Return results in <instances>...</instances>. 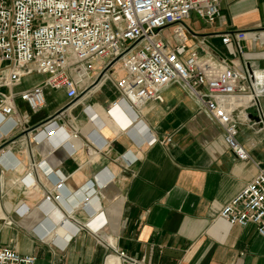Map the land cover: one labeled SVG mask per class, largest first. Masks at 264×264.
<instances>
[{
    "label": "crops",
    "instance_id": "0c3cea01",
    "mask_svg": "<svg viewBox=\"0 0 264 264\" xmlns=\"http://www.w3.org/2000/svg\"><path fill=\"white\" fill-rule=\"evenodd\" d=\"M191 24V32L207 40L194 49L247 69L262 93L264 116V0H220L213 24L194 16ZM234 32H255L259 40L247 39L240 57L235 44L222 43L224 34ZM53 95L63 103V92ZM162 96L163 102L149 103L139 117H112L107 110L117 94L107 83L81 106L93 107L103 127L80 113L78 153L70 157L58 150L46 168L66 176L69 193L96 176L99 190L92 189L88 211L63 212L65 217L40 209L42 190L27 189L23 177L31 159L39 162L41 156L14 145L13 157L21 166L11 171L0 164V247L33 256L36 264H118L108 257L121 252L139 264H264V238L256 227L231 226L219 217L264 169V120L254 121L255 109L236 113L237 140L251 158L240 161L226 145L222 127L181 84L170 85ZM16 104L21 115L28 108L20 100ZM23 117L30 126L40 124ZM136 133L143 134L137 139ZM22 205L30 210L24 217L16 212ZM88 212L95 213L90 220ZM42 223L57 227L44 239L37 232ZM85 224L95 232L107 225L96 236ZM74 226L79 231L70 234Z\"/></svg>",
    "mask_w": 264,
    "mask_h": 264
},
{
    "label": "built area",
    "instance_id": "2783aa9c",
    "mask_svg": "<svg viewBox=\"0 0 264 264\" xmlns=\"http://www.w3.org/2000/svg\"><path fill=\"white\" fill-rule=\"evenodd\" d=\"M219 14L220 0H0V147L5 146L0 164L15 170L21 163L13 157V146L20 144L28 153L33 148L41 160L31 159L23 184L42 190L39 208L48 209L50 215L88 211L89 206H64L85 185L69 193L66 176L46 166L58 150L65 149L70 157L78 153L81 131L73 112L107 83L117 94L107 111L125 105L137 113L149 103L163 102L162 93L170 85L181 84L222 127L225 143L236 158L250 160L237 140L235 115L255 109L263 124L262 93L246 68L194 49L206 46L207 40L193 34L188 25L193 16L211 25ZM167 30H172L171 38L165 36ZM250 38L257 41L259 35L227 33L222 43L235 44L242 57ZM34 77L40 80L25 86V80ZM58 92L64 93L65 102L36 126H30V119L17 109L20 100L37 113L46 107L47 95ZM92 108L84 106L83 114L89 117ZM86 142L93 145L88 138ZM95 177L87 184L97 190ZM16 212L24 217L30 210L22 205ZM88 214L90 220L95 213ZM219 217L231 226L254 225L264 238V169L222 208ZM55 228L42 223L37 232L44 239ZM112 260L139 264L124 252L109 256ZM36 261L0 247V264Z\"/></svg>",
    "mask_w": 264,
    "mask_h": 264
},
{
    "label": "bare ground",
    "instance_id": "6f19581e",
    "mask_svg": "<svg viewBox=\"0 0 264 264\" xmlns=\"http://www.w3.org/2000/svg\"><path fill=\"white\" fill-rule=\"evenodd\" d=\"M122 112V113H121ZM108 115L112 116L113 117V113H116L119 118L121 115L125 116V117H130V116H136L138 115V113L132 109L131 107H128V106H125V105H118V106H115V107H112L110 112L107 111ZM139 117V115H138ZM88 119L93 122L94 124H96L94 121L95 119L99 120L97 118V116H95L93 114V112L91 111L89 113V117ZM100 121V120H99ZM101 125H97L99 128H102L103 127V124L102 122L100 121ZM146 133V132H145ZM143 133H136V136L137 139H139L141 137ZM148 134V133H146ZM91 185L87 184L85 185L82 189H80L76 194L72 195L69 200L64 203V205L67 207L69 205H72V206H75L77 208H87V206H90V203H91V198H88L91 196ZM78 230L77 227H72L71 230L69 231L70 234H73L75 233L76 231ZM67 238V237H66Z\"/></svg>",
    "mask_w": 264,
    "mask_h": 264
},
{
    "label": "rangeland",
    "instance_id": "374dc122",
    "mask_svg": "<svg viewBox=\"0 0 264 264\" xmlns=\"http://www.w3.org/2000/svg\"><path fill=\"white\" fill-rule=\"evenodd\" d=\"M189 25L192 27L191 20L189 21ZM165 36L167 38H171L172 36V30H167L165 32ZM119 75L116 73V76ZM39 77L29 78L25 80V86L29 85L33 81H39ZM63 103L65 100H63ZM59 101L56 100L55 96L53 94L47 95V105L43 109L39 110L37 113L32 112L30 109L23 107L21 109V113L23 116H29L31 117V124L35 125L37 123H41L45 120H47L51 114L55 111L56 107L58 106ZM83 108L79 107L73 112L74 117H79L80 113H82ZM86 140V138H84Z\"/></svg>",
    "mask_w": 264,
    "mask_h": 264
},
{
    "label": "water",
    "instance_id": "95a60500",
    "mask_svg": "<svg viewBox=\"0 0 264 264\" xmlns=\"http://www.w3.org/2000/svg\"><path fill=\"white\" fill-rule=\"evenodd\" d=\"M253 119H254V121L256 122V123H260V119L258 118V117H255V116H251Z\"/></svg>",
    "mask_w": 264,
    "mask_h": 264
}]
</instances>
